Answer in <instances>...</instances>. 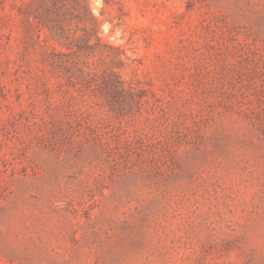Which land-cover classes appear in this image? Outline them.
Listing matches in <instances>:
<instances>
[{
	"label": "rangeland",
	"instance_id": "374dc122",
	"mask_svg": "<svg viewBox=\"0 0 264 264\" xmlns=\"http://www.w3.org/2000/svg\"><path fill=\"white\" fill-rule=\"evenodd\" d=\"M85 1L65 27L127 93L0 0V264H264V0Z\"/></svg>",
	"mask_w": 264,
	"mask_h": 264
},
{
	"label": "trees",
	"instance_id": "16d2710c",
	"mask_svg": "<svg viewBox=\"0 0 264 264\" xmlns=\"http://www.w3.org/2000/svg\"><path fill=\"white\" fill-rule=\"evenodd\" d=\"M43 8L42 18L46 21L44 28L48 31L50 40L54 41L58 45L65 47L67 53H59L57 59H49L50 64L54 67H63L62 70L66 75L67 81L73 87L78 86V88L89 89L96 86L105 92L117 93L122 95V93H127V89L124 86V81L120 79V75L117 71L112 68H108V71L103 76L101 84L97 86L98 80L97 73L99 70L95 68L93 63L87 62V58L91 54L96 52L101 53L99 47L101 42L99 39L95 38L97 43L90 44L89 37L91 35L88 32H84L83 35L77 36L75 34L68 33L65 25L66 13L68 5L73 8H79V0H38ZM84 6L87 7V3L83 0ZM80 22H83L82 20ZM91 27H95V21L90 18ZM99 41V43H98ZM111 51L106 53V56L110 57L111 54L119 56V50L108 46ZM90 50L87 54L86 51ZM115 51V52H113ZM86 58H82L84 55ZM115 54V55H114ZM131 102V101H130Z\"/></svg>",
	"mask_w": 264,
	"mask_h": 264
}]
</instances>
